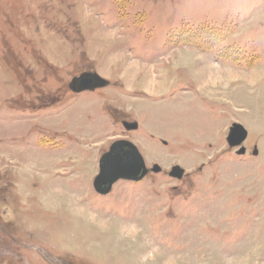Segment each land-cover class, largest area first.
<instances>
[{"label":"rangeland","instance_id":"374dc122","mask_svg":"<svg viewBox=\"0 0 264 264\" xmlns=\"http://www.w3.org/2000/svg\"><path fill=\"white\" fill-rule=\"evenodd\" d=\"M0 264H264V0H0Z\"/></svg>","mask_w":264,"mask_h":264},{"label":"water","instance_id":"95a60500","mask_svg":"<svg viewBox=\"0 0 264 264\" xmlns=\"http://www.w3.org/2000/svg\"><path fill=\"white\" fill-rule=\"evenodd\" d=\"M109 81L96 71H84L80 75L74 76L69 82V89L74 92H82L85 90H95L96 88L107 85ZM127 130L137 129L136 121L123 122ZM245 137V130L241 126L236 127L230 134L229 138L232 143H237L241 138ZM119 157L122 164L119 167L112 165L111 161ZM159 171V166H154ZM184 169L175 165L171 174L180 177ZM148 172L146 163L137 149L136 145L126 139L115 141L111 150L105 153L100 160V172L94 181L95 189L100 193H108L113 184L121 179L140 180Z\"/></svg>","mask_w":264,"mask_h":264},{"label":"snow or ice","instance_id":"6c2138e0","mask_svg":"<svg viewBox=\"0 0 264 264\" xmlns=\"http://www.w3.org/2000/svg\"><path fill=\"white\" fill-rule=\"evenodd\" d=\"M111 163H112L113 166L119 167L122 164V161L117 156V158H115L114 160H112Z\"/></svg>","mask_w":264,"mask_h":264}]
</instances>
